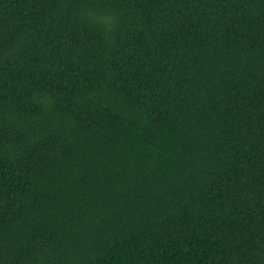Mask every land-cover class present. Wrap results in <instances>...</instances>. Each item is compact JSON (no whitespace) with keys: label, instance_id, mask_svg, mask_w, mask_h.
<instances>
[{"label":"trees","instance_id":"obj_1","mask_svg":"<svg viewBox=\"0 0 264 264\" xmlns=\"http://www.w3.org/2000/svg\"><path fill=\"white\" fill-rule=\"evenodd\" d=\"M0 264H264V0H0Z\"/></svg>","mask_w":264,"mask_h":264}]
</instances>
